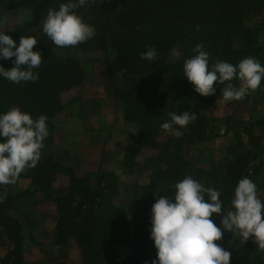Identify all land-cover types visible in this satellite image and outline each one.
<instances>
[{"label": "trees", "instance_id": "trees-1", "mask_svg": "<svg viewBox=\"0 0 264 264\" xmlns=\"http://www.w3.org/2000/svg\"><path fill=\"white\" fill-rule=\"evenodd\" d=\"M260 1L95 0L77 10L95 27L96 35L63 50L106 55L103 61L112 84V99L120 104L123 122L134 127L132 139L122 145V166L136 169L139 157L147 151L154 153L149 161V181L142 185L141 206L128 215L119 206L122 182L112 169L78 171L73 165L57 162L50 150L58 117L64 111L61 94L79 86L85 78L80 60L70 54L60 55L59 47L42 32L41 22L47 10L58 8L67 0H0V10L23 7L30 11L29 29L9 35L17 44L24 35L35 36L38 40L33 50L42 55L37 81L14 84L0 78V112L19 107L33 118L42 114L48 118L49 135L43 142L40 160L30 168L26 176L29 183L19 196L38 197L34 201L37 206L43 202L54 205L52 245L74 243L83 264H151L156 249L150 239V218L157 196L173 198L172 186L191 175L205 187L218 189L224 208L228 209L240 179L248 177L256 183L259 169L251 163L257 157L251 159L245 149L228 148L224 163H216L206 172L186 159L184 147L208 138L209 119L203 111L185 130L179 129L180 136L176 138L160 126L164 118L170 119L171 112L177 113L181 98L204 108L214 107L213 101L226 86L214 83L215 94L205 97L186 80L183 63L194 55L192 49L197 44L204 45L210 66L217 60L236 65L246 57L255 58L259 53L256 34L246 21L262 10ZM148 46L157 51L151 64L141 59ZM14 59L0 60V64L9 69ZM231 83L239 87L238 80ZM59 177L68 180V189L56 196L52 187ZM8 206L6 201L0 204V226L10 245L0 256V264H24L23 241L30 235L25 234L19 219L7 212ZM212 219L220 226L219 215L213 214ZM125 242L131 243L130 250L118 261L116 247ZM216 243L231 252L230 264H264V252L252 238L243 242L225 232Z\"/></svg>", "mask_w": 264, "mask_h": 264}, {"label": "clouds", "instance_id": "clouds-1", "mask_svg": "<svg viewBox=\"0 0 264 264\" xmlns=\"http://www.w3.org/2000/svg\"><path fill=\"white\" fill-rule=\"evenodd\" d=\"M95 0H67L58 8H49L41 22L42 32L60 48L75 47L96 35L95 27L85 21L77 11ZM37 38L27 34L19 43L5 31H0V60L15 58L13 66L6 69L0 64V78L14 84L35 82L39 79L42 55L33 50ZM194 55L185 59L183 73L193 89L201 96L214 95L217 85L223 100H242L246 94L257 90L264 80V66L254 57H246L233 65L217 60L209 65V54L204 45L192 49ZM157 51L148 46L141 59L155 62ZM239 81V87L231 81ZM227 82V83H226ZM170 119L161 124L165 133L179 136L177 128H187L197 115L188 111L180 115L171 112ZM47 116L37 118L19 107L0 112V185L16 183L26 168H34L41 157L44 140L49 135ZM173 198L157 196L151 207L150 239L154 241L156 258L151 264H230L231 252L216 243L225 232L243 242L252 238L258 249L264 252V201L258 197V188L250 178L237 182L231 199V207L224 208L221 192L205 187L186 175L172 186ZM207 198V199H206ZM3 196H0L2 202ZM221 217L220 226L212 219Z\"/></svg>", "mask_w": 264, "mask_h": 264}, {"label": "rangeland", "instance_id": "rangeland-1", "mask_svg": "<svg viewBox=\"0 0 264 264\" xmlns=\"http://www.w3.org/2000/svg\"><path fill=\"white\" fill-rule=\"evenodd\" d=\"M260 4L262 10L253 13L246 23L256 34L259 53L255 59L264 66V0ZM31 19L30 11L23 7L0 10V31L21 34L29 29ZM58 53L77 57L85 70V78L79 86L61 94L64 111L58 117L50 146L53 157L59 163L75 166L78 171L112 169L122 182L119 206L128 215H133L141 206L142 185L149 181V161L154 153L147 151L139 157L136 169L128 170L121 164L122 145L132 139L130 136L134 134V127L123 122L120 104L112 99V84L103 61L106 55L104 57L101 52L84 53L73 49L65 51L60 47ZM111 57L112 54L107 58ZM213 103L214 107L204 108L200 103L181 98L177 115L185 111L197 115L203 111L209 119L208 138L184 147L186 159L206 172L214 164L224 163L222 159L228 148L247 150L251 159L257 157L251 165H257L259 169L255 178L258 197L264 201V80L257 90L246 94L242 100L226 102L221 94ZM166 120L169 118L163 119L164 122ZM179 129L186 128L176 130L179 132ZM219 169L222 170L223 166ZM29 173L30 168L26 167L17 177L16 183L0 185V196H3L0 204L5 201L8 203L7 212L18 218L25 234L30 235V239L26 236L23 241L24 264H59L62 261L64 264H83L74 243L52 245L56 212L54 205L43 202L37 206L34 201L38 197L19 196V192L29 183L26 177ZM67 189L68 180L59 177L52 192L58 196L66 193ZM9 246L0 230V256L7 252ZM130 247L129 242L116 247L118 261H122Z\"/></svg>", "mask_w": 264, "mask_h": 264}, {"label": "crops", "instance_id": "crops-1", "mask_svg": "<svg viewBox=\"0 0 264 264\" xmlns=\"http://www.w3.org/2000/svg\"><path fill=\"white\" fill-rule=\"evenodd\" d=\"M0 230H2L3 231V229H2V227L0 226Z\"/></svg>", "mask_w": 264, "mask_h": 264}]
</instances>
